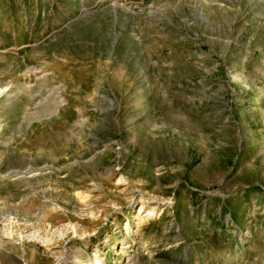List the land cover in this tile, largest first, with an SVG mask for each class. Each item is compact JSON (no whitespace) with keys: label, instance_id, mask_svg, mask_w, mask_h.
<instances>
[{"label":"rangeland","instance_id":"374dc122","mask_svg":"<svg viewBox=\"0 0 264 264\" xmlns=\"http://www.w3.org/2000/svg\"><path fill=\"white\" fill-rule=\"evenodd\" d=\"M74 4L0 0V210L35 225L0 224V264H55L119 176L159 203L140 234L137 198L84 236L109 264H264V0ZM30 166L49 187L1 178Z\"/></svg>","mask_w":264,"mask_h":264},{"label":"bare ground","instance_id":"6f19581e","mask_svg":"<svg viewBox=\"0 0 264 264\" xmlns=\"http://www.w3.org/2000/svg\"><path fill=\"white\" fill-rule=\"evenodd\" d=\"M101 1L102 0H97V2H101ZM28 72H30V69L27 70V73ZM23 88L26 89L25 86L20 87L21 90ZM46 109H48V108H45L44 110H46ZM56 110H57V107L53 108L51 111L50 110H48V111H50V114H51V113L56 112ZM48 111H46V112H48ZM0 130H1V127H0ZM40 170L41 169H38V168L35 169L31 166L26 167L25 169H23L22 167H16V168H13L11 171L9 170L8 174L6 176H2L1 178H3V179H5V178H15L16 179L17 178L18 181L21 180L26 185H30L32 187H37V189H38V188L43 187L42 184L45 185L44 179L41 180L40 178H38V175H40ZM115 172H116L115 169L110 168L109 170L106 171L105 174L107 175V177L112 178L115 176ZM123 182H124V180L122 179L121 176H119V178L115 182V185L117 187H119L120 189H122L121 186L123 184L125 185L124 188L122 189V195H125L127 197V200L125 202H121L118 200L117 197H113L111 202L115 204L114 208L112 206L104 205L102 207L101 211L93 212L91 214V218L89 220L83 221V220L78 219L79 221L71 226V230L74 233H76V237H66V240H67L66 244L68 246H66L64 249H62V253L58 256L57 262L55 264H109V262H107V260H109V259L107 256L103 257V252L105 250V247L110 245V243H111L110 238L108 236H106L104 238V242H103L104 246L103 247L102 246H96L93 250L90 251L88 241L86 239H84V236L90 237L92 234V233H90V231L95 229L96 224L99 221L103 220V217H107L109 215L112 216L113 213L119 214L120 210L118 209V206L116 205L119 202L125 208H131L135 199L139 198L141 200V203H142L141 209L144 208V211L147 210L148 213H147V215H142L143 211L140 212V221H139V224H138L134 234L137 235V234H140L142 232L143 227L147 223V220L150 219V216L155 213L156 205L159 203V200L154 195H149L150 193H148V192L143 193V189H145L144 186H141L142 189L139 190V189H134L133 185L128 184V183L126 184ZM47 185L48 184L46 183L45 186L49 187ZM136 188H138V187H136ZM141 190H142V192H141ZM117 195L119 197L122 196L119 193ZM82 198L85 200L82 199L83 201L82 200L80 201L79 206H81L84 209L87 207V205L90 204L89 200L91 198L86 199L85 196ZM147 203H153V205H149V204L147 205ZM1 207H2V209L0 210V224H2L4 235H6V236L10 235V232H9L10 226H11V231H12V225H14L15 219L21 220L25 226L30 227L31 229L35 227V225L31 222V219L28 217V215H30V214H27L29 211H27V213L25 211H23L21 209L20 204L10 203L8 201V199H5V201L3 202ZM161 211H163V208L161 209ZM51 213H53L52 210H50L47 207V205H44V207L42 209V215L43 216H49ZM42 215H40V216H42ZM118 217L119 216L117 215V217L115 219L116 226L119 224ZM127 217L129 218V215ZM128 221L129 220L127 219V222H126V231L127 232H129V224H128L129 222ZM119 228H120V226H118V229ZM245 234L247 236L248 231ZM125 238L129 239L128 234H126ZM14 241H16V239L12 238V242H14ZM122 245L124 246V245H126V243H123ZM10 246H12L14 248L16 247V245L14 243H10ZM2 247H3V241H2V236L0 235V253L3 252ZM147 251L148 252H146L145 255H148L149 251H152V250L150 248H148ZM126 252H127V249L125 247H123L122 255H125ZM127 261H128V263L133 262V264H140L139 259H132V257H130V256L127 259Z\"/></svg>","mask_w":264,"mask_h":264},{"label":"crops","instance_id":"0c3cea01","mask_svg":"<svg viewBox=\"0 0 264 264\" xmlns=\"http://www.w3.org/2000/svg\"><path fill=\"white\" fill-rule=\"evenodd\" d=\"M72 4H73V6H75V4H74V2L75 1H78V0H69ZM91 1H93V0H84V3L85 4H89ZM139 2H141V3H146V0H139ZM33 16H34V13H32V14H30V16L28 17L30 20H28V23H30V22H32V18H33ZM59 19V18H58ZM57 19V20H58ZM60 21V20H59ZM62 22L64 21V19L62 18V20H61ZM41 29V31H43L44 30V28L43 27H41L40 28ZM27 30H29V27L27 26ZM30 32V31H29ZM19 47H12L11 49V51L13 52V54L15 55V56H17L18 58L19 57H21L20 55H22V52L21 51H19V49H18ZM13 55V56H14ZM17 59V58H16ZM26 60H24V62H25ZM39 65H42L43 67H44V69H45V71L47 70L46 69V67H45V63H37L36 65H32V66H35V67H37V66H39ZM32 66H30V67H32ZM29 66H27L26 67V69L28 68ZM25 69V70H26ZM45 71H43V72H45ZM42 73V72H41ZM26 75V74H25ZM27 77V76H26ZM28 78V77H27ZM29 78H31V77H29ZM26 82H28V81H26ZM19 84V83H18ZM17 84V85H18ZM16 85V86H17ZM0 86L2 87V86H13L12 84H2V83H0Z\"/></svg>","mask_w":264,"mask_h":264}]
</instances>
